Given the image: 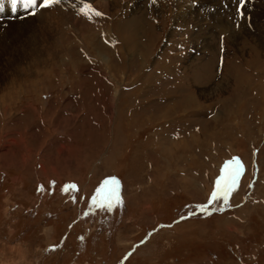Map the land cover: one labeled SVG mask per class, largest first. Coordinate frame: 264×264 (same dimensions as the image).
Returning a JSON list of instances; mask_svg holds the SVG:
<instances>
[{"label": "rangeland", "instance_id": "rangeland-1", "mask_svg": "<svg viewBox=\"0 0 264 264\" xmlns=\"http://www.w3.org/2000/svg\"><path fill=\"white\" fill-rule=\"evenodd\" d=\"M51 7L28 18L62 9L64 39L4 24L22 10L0 22V264H264V0L243 17L236 0ZM232 155L257 183L131 253L205 203ZM111 175L124 206L89 214Z\"/></svg>", "mask_w": 264, "mask_h": 264}, {"label": "snow or ice", "instance_id": "snow-or-ice-1", "mask_svg": "<svg viewBox=\"0 0 264 264\" xmlns=\"http://www.w3.org/2000/svg\"><path fill=\"white\" fill-rule=\"evenodd\" d=\"M60 0H10L11 10L16 12L18 9L24 11L28 15H36L38 8H49L53 5L59 4ZM246 0H239L240 8L238 12L243 16V7L245 6ZM93 12L96 16L102 15V13L91 8L90 5L85 4L84 7L80 9V12L85 16H88V12L85 9ZM2 10V7H0ZM91 19V16H88ZM243 172V165L239 159L229 161L225 166L224 175H222L216 181L215 191L212 192L209 204H215L220 202L224 205L229 203V197L237 189L239 179ZM69 187H75L71 185ZM66 190V189H64ZM93 205H98L101 208H106L111 211L113 207L120 206L123 204L120 195V183L119 181L112 177L104 181L103 185L97 189L95 196L92 200ZM200 210L202 213H207L208 209L204 205H200ZM219 210V209H218ZM184 219V217H182Z\"/></svg>", "mask_w": 264, "mask_h": 264}, {"label": "bare ground", "instance_id": "bare-ground-1", "mask_svg": "<svg viewBox=\"0 0 264 264\" xmlns=\"http://www.w3.org/2000/svg\"><path fill=\"white\" fill-rule=\"evenodd\" d=\"M7 1H9V0H0V7H2V10H0V12H1V14L4 13V16L5 17L8 16V15H11V10L9 8L10 5L7 4ZM71 2H73V0H71ZM71 6H74V5H72V3H71ZM238 6H239V0H236V7H238ZM229 8H230V6H229ZM228 10H231V9H228ZM237 12H238V9H237ZM24 14H26V13L19 11V16H22ZM238 14H240V13L238 12ZM57 15H58V12H53V11L51 12L49 10H46V11H43V12L39 13L37 15L36 19H35V17H33V18H26L28 20L23 21V22H19L17 24H15V23H13L11 21H10L11 23L4 22V24L5 25L7 24V27H10L11 26L10 29H12L14 31H17V32H22V33L23 32H31V33H33L35 35L36 34H38V35H43L44 34V36H49L50 33H53L55 35H57V34L61 35L62 39H64L65 38L64 36L67 33L66 32L64 33L63 30H62L63 29L62 27L66 25V23H65V19L66 18L62 14V9H59V15L61 16V21L60 22H58L55 19V17ZM16 21H17V19H16ZM56 22H58V23H56ZM74 25H76V24H74ZM141 26H142V23H139L136 28L140 29ZM64 31H65V28H64ZM120 33H119V35H120ZM131 37L132 36H125V37H123V39L121 38L122 39V42L120 44L121 47H119V49L121 50V53L122 54L124 53L123 52L124 51L123 49H125V47L130 46V45L132 46V43L134 41L133 42L131 41Z\"/></svg>", "mask_w": 264, "mask_h": 264}]
</instances>
